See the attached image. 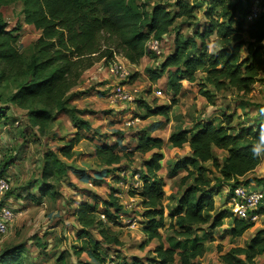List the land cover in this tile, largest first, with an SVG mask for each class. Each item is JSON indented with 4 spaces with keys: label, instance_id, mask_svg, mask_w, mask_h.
<instances>
[{
    "label": "trees",
    "instance_id": "trees-1",
    "mask_svg": "<svg viewBox=\"0 0 264 264\" xmlns=\"http://www.w3.org/2000/svg\"><path fill=\"white\" fill-rule=\"evenodd\" d=\"M149 1L0 0V84L12 85L3 104L9 103L25 110L28 120L39 130L47 126L56 113L67 114L76 129L90 130L89 123L78 117L80 112L69 105L75 95H71L72 90L78 86L82 75L96 63H113L118 56L138 65L151 52L146 47L147 42L151 38L163 40L176 19L193 18L197 5L202 7L207 22L204 30L196 32L193 37L175 40L171 53L156 69L147 70L153 82L167 73V85L173 92L172 101L169 105L150 107L142 100H136L139 107L145 108L142 117L159 115L167 118L183 87L182 81L187 87H195L198 94L211 104L214 92L234 90L245 95L254 84L264 83V8L259 10L256 18L248 20L252 0H174L171 5L158 0L148 11ZM16 4L20 5L22 23L39 32L36 41L25 50L20 49L19 36L15 34L20 27L8 29L1 11ZM212 36V45H219L214 52L208 49V39ZM242 48L246 51L245 56L240 53ZM197 72H201L202 78H197ZM242 107L249 108V105ZM259 119L257 114L250 123L234 124L233 116L221 114L220 120H202L191 129H178L170 134V147L180 149L188 145L191 154L176 162L169 176L174 177L182 169L187 172L183 180L192 178V184L183 190L176 209L168 214V229L172 233L165 242L160 234L165 226L164 182L158 175L163 160V140L152 137V130L149 133L142 130L134 137V147L126 150L121 148L124 147L121 145L123 134L117 132L114 137H100V143L93 147L94 156L105 169L119 165L123 158L128 160L134 154H150L141 165L143 172L138 176L140 189L131 191V195L140 198L143 208L141 232L144 240L140 249L153 240L157 245L151 251L152 257L146 261L131 257L119 264H174L176 258L178 264H196V259L206 252L203 241L207 236L206 233L198 236L197 227L208 225L209 230L214 231L222 228L224 221L230 220L231 223L222 230V237L228 236L230 240L241 238L254 227L255 223L236 219L228 208L216 210L213 197L227 188L228 204L233 188L238 185L252 190L261 188L259 191L264 193L263 178L240 180L262 162L251 159L248 150L251 134L258 127ZM7 121L6 111L0 108V124L5 125ZM79 136L58 148L59 152L44 154L38 188L40 196L56 198V190L70 169L59 155L65 159L72 158ZM7 144L5 142L0 166V175L5 177L10 161L2 163ZM214 148L226 153L222 161L218 160ZM208 162L218 174L214 184L206 176L209 169L204 164ZM107 171L100 172L101 176L95 178L97 180L84 175L77 179L96 184L107 175ZM9 194L10 190L5 199ZM101 203L104 206L101 215L116 225L122 205L113 195ZM97 209L98 203L83 202L72 211L77 223L83 228H95L100 237L96 240L86 234L87 246L75 254L84 252L89 261L80 264H92L91 259L105 264L101 246L122 245L117 233L99 219ZM111 209H114V214ZM210 213L213 216L209 220ZM259 214L261 218L264 211ZM218 253L222 264H255V259L264 254V225L243 247H231L222 253L218 246ZM26 254L23 244L6 247L0 250V264H25Z\"/></svg>",
    "mask_w": 264,
    "mask_h": 264
},
{
    "label": "rangeland",
    "instance_id": "rangeland-1",
    "mask_svg": "<svg viewBox=\"0 0 264 264\" xmlns=\"http://www.w3.org/2000/svg\"><path fill=\"white\" fill-rule=\"evenodd\" d=\"M174 0H160L165 5H171ZM158 0H150L146 10ZM258 10L264 8V0H252V7ZM2 15L8 29L20 27L18 34V44L20 49H27L38 38L39 32L32 26L25 25L21 21L20 5H11L3 8ZM193 18H178L169 28V32L164 36L159 53L150 52L138 65L129 66L124 63L129 72V80L119 81L117 78L106 73L103 62L96 63L91 69L86 71L78 84L72 90L75 94L71 99L70 107L76 108L80 113L78 117L86 120L91 129L78 130L65 113H56L47 126L39 130L27 118L25 110L18 109L9 103L6 104L11 84H0V108L6 111L7 124H0V137L7 142L5 162L7 173L5 174L10 183L9 199L15 208L16 218L8 233L0 239V250L14 245H24L26 250L25 264H80L88 262L87 255L78 252L80 248L87 246L86 234L92 238L100 240L95 228H83L73 216V209L79 203H98V217L110 230L117 233L122 245L101 246V255L106 261L105 264H119L123 260L137 257L140 260L152 257V249L157 245L153 240L147 243L144 249H140L144 235L142 228L141 200L136 195H131V191L140 189L139 174L143 172L141 165L150 157V154H134L128 160L122 159L117 166L105 169L100 166L94 156V144L100 143L101 136L114 137L115 133L123 134L121 147L130 150L135 145L134 137L142 130H152L151 136L163 140L161 153L163 160L159 177L164 182L165 200L164 207V229L160 231L163 242L171 235L168 229L170 220L168 214L176 209L177 200L180 194L190 184L192 178H187V172L178 170L174 177L169 173L173 170L176 162L190 156L191 151L188 145L180 149L170 147L168 137L178 129H191L197 122L202 120H220L221 114L233 116L234 124L250 123L257 116V106H264V83L259 82L253 85L252 90L243 95L234 90H223L214 92L213 103L198 94L195 87H187L183 81L180 93L176 96V104L171 108L166 117L150 116L144 118L145 108L139 107L136 100H142L150 107L169 105L173 98V92L167 85L168 75L165 73L158 81H150L147 70H154L173 50L174 42L177 39L193 37L196 32L204 30L206 19L202 7L197 5ZM214 37L208 39V49L212 45ZM242 56L246 55L244 48L240 50ZM122 58L121 56H118ZM123 61V60H122ZM121 64V63H119ZM198 79L202 78L201 72H197ZM120 83L125 89L133 94V101H123L113 92L116 84ZM194 86V85H192ZM136 90L135 93L132 91ZM161 90L162 96L155 95V91ZM243 105H249L243 109ZM247 112V114H246ZM156 127V128H155ZM149 133V132H148ZM78 135L79 141L73 147V156L65 159L59 155L70 167L67 177L57 188V196L51 199L47 196H40L38 193L41 167L44 154L48 151L59 152L58 148L65 146L71 139ZM116 138V137H115ZM105 140V137L103 138ZM116 140V139H112ZM219 161H222L225 152L213 149ZM11 165V167H10ZM209 169L206 174L208 180L214 184L218 177L211 162L204 164ZM106 172V176L101 181L84 183L77 178L81 175L90 176L93 179L101 176L100 172ZM264 179V160L260 163L255 172L248 174L240 180L248 178ZM97 180V179H95ZM261 188H257L260 190ZM117 198L123 210L118 214L116 225L106 220L102 214L104 206L102 201H108L110 196ZM228 195L227 188L220 191L219 195L213 197L214 208L216 210L228 208L226 202ZM20 202L19 203V200ZM231 210V209H230ZM110 212L114 214V209ZM213 213L209 214V220ZM231 222L224 221L222 228L214 231L209 230L208 225L197 227L198 236L207 234L203 244L206 252L203 257L196 259V264H222L219 260L218 246L222 253L231 247H243L253 236L255 231L264 225V216L261 217L254 227L248 230L241 238L230 240L228 236L222 237V230L227 228ZM85 234V235H83ZM59 258H61L59 260ZM92 264H98L94 260ZM178 264L177 258L175 263ZM255 264H264V255L258 257Z\"/></svg>",
    "mask_w": 264,
    "mask_h": 264
},
{
    "label": "built area",
    "instance_id": "built-area-1",
    "mask_svg": "<svg viewBox=\"0 0 264 264\" xmlns=\"http://www.w3.org/2000/svg\"><path fill=\"white\" fill-rule=\"evenodd\" d=\"M259 10L256 6L251 8L248 20L256 18ZM162 40L151 38L146 47L151 52L159 53ZM108 72L119 81L129 80V72L122 67L121 64L109 63L107 66ZM113 92L123 101H133V94L125 89L124 85L116 84ZM133 93L136 90L132 91ZM155 95L162 96L161 90L155 91ZM5 138L0 137V166L3 158V149L5 148ZM11 189L7 177L0 175V239L3 238L9 231L10 226L16 218L15 208L12 206V201L9 198L5 199L6 194ZM229 207L232 215L241 221L256 223L260 219L259 212L264 211V193L259 190H252L243 185H238L233 188L229 196Z\"/></svg>",
    "mask_w": 264,
    "mask_h": 264
},
{
    "label": "clouds",
    "instance_id": "clouds-1",
    "mask_svg": "<svg viewBox=\"0 0 264 264\" xmlns=\"http://www.w3.org/2000/svg\"><path fill=\"white\" fill-rule=\"evenodd\" d=\"M210 51L214 52L217 50L219 45H210ZM259 125L255 132L251 134V143L249 144V152L251 159L253 160H264V106H261L258 110Z\"/></svg>",
    "mask_w": 264,
    "mask_h": 264
},
{
    "label": "crops",
    "instance_id": "crops-1",
    "mask_svg": "<svg viewBox=\"0 0 264 264\" xmlns=\"http://www.w3.org/2000/svg\"><path fill=\"white\" fill-rule=\"evenodd\" d=\"M38 36H39V35H38ZM122 60H123V61H122ZM115 62H116V63H121V65H122L123 68H125V66L123 65L125 62L128 63L129 66L132 65V64H130L126 59H124L123 57H122V58L116 57ZM104 65H105V68H106V73H108L110 76H112V75L108 72V70H107V68H108V67H107L108 64H104ZM133 66H135V65H133ZM125 69H126V68H125ZM112 77H113V76H112ZM221 151H222V150H221ZM223 152H224V151H223ZM259 165H260V164H259ZM259 165H258V166H259ZM258 166L255 168V170H254L253 172L256 171V169L258 168ZM250 174H251V173H250ZM252 186L254 187V184H250V187H252ZM19 203H21V202L19 201ZM263 216H264V215H263ZM263 216H262V217H263ZM14 221H15V220H14ZM12 224H13V223H12ZM10 227H12V225H11ZM9 229H10V228H9ZM238 239H239V238H238ZM235 240H236V239H235ZM263 255H264V254H263ZM263 255H260V256H258V257H261V256H263ZM258 257H257V258H258ZM257 258H256V259H257ZM256 259H255V261H256Z\"/></svg>",
    "mask_w": 264,
    "mask_h": 264
}]
</instances>
